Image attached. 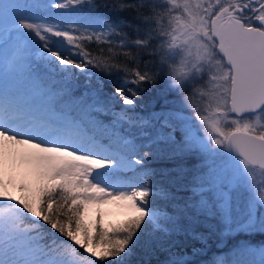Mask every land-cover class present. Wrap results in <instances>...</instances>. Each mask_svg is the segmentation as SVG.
<instances>
[{
	"label": "snow or ice",
	"instance_id": "obj_1",
	"mask_svg": "<svg viewBox=\"0 0 264 264\" xmlns=\"http://www.w3.org/2000/svg\"><path fill=\"white\" fill-rule=\"evenodd\" d=\"M161 73L190 116L136 113ZM185 218L264 232V0H0V264H151Z\"/></svg>",
	"mask_w": 264,
	"mask_h": 264
},
{
	"label": "trees",
	"instance_id": "obj_2",
	"mask_svg": "<svg viewBox=\"0 0 264 264\" xmlns=\"http://www.w3.org/2000/svg\"><path fill=\"white\" fill-rule=\"evenodd\" d=\"M99 11L112 17L116 14L111 12L108 8H101ZM190 85H186L188 88ZM109 87H111L109 85ZM149 90L139 99L138 103L144 105V115L148 118L154 112L159 114L161 111L166 112L167 109L175 107L173 100L174 91H168L166 86L165 75L161 73L158 77L155 86H148ZM186 93V92H185ZM184 93V94H185ZM109 115L98 116L97 119L105 125L106 117ZM154 131L149 129V132ZM143 134H139L142 136ZM152 161L151 166L157 170V172L164 173L167 179L164 181L168 185L170 192L176 197V202L181 206L183 202L190 195V185L186 183L190 177H185L178 174L175 168V162L167 158H160ZM192 164L189 162L184 163L185 173L190 171ZM170 177L177 178L182 185L176 186V184L170 181ZM215 220L205 221L202 218L194 221H190L185 218L182 225V230L178 231L172 236L173 246L171 250H159L152 256H143L138 251L137 256L133 257V261L140 259L150 260L151 264H166L169 259L178 258L185 261V264H230L229 262L234 258V253L237 249L233 247L237 244V239H243L250 242L251 240H264V232L258 230L252 233H245L241 231L237 232H219ZM207 236L204 239V235ZM202 237V238H196ZM204 240L206 241L204 243ZM236 243V244H235ZM175 254V255H173ZM94 259V258H93Z\"/></svg>",
	"mask_w": 264,
	"mask_h": 264
},
{
	"label": "rangeland",
	"instance_id": "obj_3",
	"mask_svg": "<svg viewBox=\"0 0 264 264\" xmlns=\"http://www.w3.org/2000/svg\"><path fill=\"white\" fill-rule=\"evenodd\" d=\"M201 81H199V80H197V81H195V82H192V83H188L187 85H190V86H188V88H187V90L185 91L186 93L184 94V95H189L191 92H192V90H193V88L195 87V84L196 83H200ZM172 102H174V104H175V107H173V108H169V109H167L166 110V112H168V111H176V110H179L180 111V114L181 115H188V116H190L191 115V109H188V108H186L183 104H182V102H181V96L178 94V93H176L175 92V94L173 95V100H172ZM126 107H130V106H126ZM143 107H144V105L142 104V103H137V105H136V113L137 114H139V115H141V116H144V117H146L145 115H144V113H146V112H144L142 109H143ZM118 110V109H117ZM144 112V113H143ZM147 118V117H146ZM111 119H112V117H111V115H109V116H107L106 117V122H105V125H109L110 124V122H111ZM139 134H143V133H137V135H139ZM144 151H148V149H144ZM160 160H162V159H159V161ZM163 173V172H162ZM158 179H162L163 180V182L167 179V177L166 176H162V177H158ZM170 181L172 182V183H174V184H176V186H180V185H182V182H180L177 178H175V177H170ZM244 198H245V194L243 193V192H241V193H239L238 195H237V203L239 204V203H242L243 202V200H244ZM109 206H113V205H109ZM115 206V205H114ZM118 211V212H117ZM107 215L105 216V222L107 223L108 221H111L112 223H119V222H122L124 219H125V212H124V210L123 209H121V210H115V211H110V210H107ZM218 230H219V232H224V231H227L224 227H222V226H220V227H218ZM237 231H239V230H236V231H232V232H237ZM207 236V234H205L204 235V239H205V237ZM206 241L204 240V243H205ZM237 243V244H236ZM235 244V246L233 247L234 249H238L241 245H244V244H247V245H249V246H252V247H261V246H264V240H251L250 242H248V241H245V240H243V239H237V242H236ZM231 262V261H230ZM229 262V263H230Z\"/></svg>",
	"mask_w": 264,
	"mask_h": 264
},
{
	"label": "bare ground",
	"instance_id": "obj_4",
	"mask_svg": "<svg viewBox=\"0 0 264 264\" xmlns=\"http://www.w3.org/2000/svg\"><path fill=\"white\" fill-rule=\"evenodd\" d=\"M106 209H107V210H110V211H112V210H113V211H115V210H121L120 208H118V207H116V206H114V205H113V206H106ZM117 212H118V211H117Z\"/></svg>",
	"mask_w": 264,
	"mask_h": 264
}]
</instances>
